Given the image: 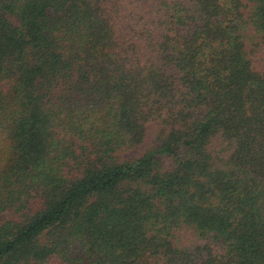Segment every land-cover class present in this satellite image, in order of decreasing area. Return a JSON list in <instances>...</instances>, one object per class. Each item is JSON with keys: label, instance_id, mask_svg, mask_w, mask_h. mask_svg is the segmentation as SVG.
Instances as JSON below:
<instances>
[{"label": "trees", "instance_id": "16d2710c", "mask_svg": "<svg viewBox=\"0 0 264 264\" xmlns=\"http://www.w3.org/2000/svg\"><path fill=\"white\" fill-rule=\"evenodd\" d=\"M0 264H264V0H0Z\"/></svg>", "mask_w": 264, "mask_h": 264}]
</instances>
